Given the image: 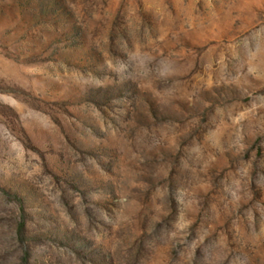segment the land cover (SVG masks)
<instances>
[{"label":"rangeland","instance_id":"obj_1","mask_svg":"<svg viewBox=\"0 0 264 264\" xmlns=\"http://www.w3.org/2000/svg\"><path fill=\"white\" fill-rule=\"evenodd\" d=\"M0 264H264V0H0Z\"/></svg>","mask_w":264,"mask_h":264}]
</instances>
